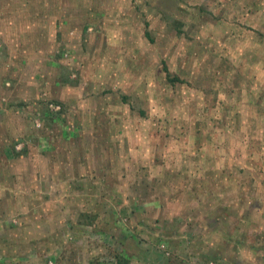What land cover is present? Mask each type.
I'll use <instances>...</instances> for the list:
<instances>
[{"label":"rangeland","instance_id":"rangeland-1","mask_svg":"<svg viewBox=\"0 0 264 264\" xmlns=\"http://www.w3.org/2000/svg\"><path fill=\"white\" fill-rule=\"evenodd\" d=\"M23 2L38 6L35 22L16 36L12 31L6 41L0 35L4 76L11 80L18 65L43 57L52 63L46 70L58 77L56 94L40 90L31 99L10 98L16 77L0 88V146L24 148V155L50 149L62 154L61 163L51 162L52 172L39 167L16 186L13 174L1 178L0 264H55L49 259L53 253L37 246H54L62 260L61 238H48L45 231L35 239L42 227L33 219L35 204L45 208L50 196L22 182L39 177L50 184L53 172L61 181L67 160L62 156L77 151L97 156L101 173H80L84 158L70 157L73 200L89 202L87 193L95 191L84 188L100 178L103 199L110 203L117 192L145 186L140 194L148 199L201 194L206 197L200 203L220 202L251 214L264 204V0ZM17 44L25 61L9 55ZM164 65L179 82L167 80ZM21 121L26 127L16 135ZM3 159L2 154L0 163ZM19 162L7 167H24ZM79 206L71 210L78 214ZM69 230V244L99 251L92 259L98 264H113L103 260L117 257L106 235L89 229L77 238Z\"/></svg>","mask_w":264,"mask_h":264},{"label":"crops","instance_id":"crops-1","mask_svg":"<svg viewBox=\"0 0 264 264\" xmlns=\"http://www.w3.org/2000/svg\"><path fill=\"white\" fill-rule=\"evenodd\" d=\"M17 7H21L22 12L17 19H14L12 15L18 13ZM37 7V5L24 6L23 0H0V35L4 36V41L7 40L5 38L12 36V31L16 36V32L20 28L23 29L26 24L35 22L32 14ZM9 55L13 59L18 58L25 61L22 59L24 53L20 44L14 45ZM34 58L36 60L31 58L26 60L28 62L26 67L24 64L18 65L17 69L10 74L11 76L9 75L12 78H17L15 85H12L10 98L31 99V96H37L40 90L56 94L52 89L54 90L57 85L58 77L46 70L51 69L49 65L52 63L48 62V65L47 61H43V57L34 56ZM35 61H38L39 64ZM33 62L35 63L33 64ZM5 69L4 64L0 61V88H4L8 82L12 83L13 81L12 78L11 80L5 78ZM26 108L32 110L34 107H30L28 104ZM25 127H22L21 121L18 130L14 132L18 135ZM25 152L24 148L18 151L8 145L0 146V160L2 154L4 156L3 163H0V184L1 178L7 176L8 173L13 174L16 181L12 180L11 184L16 186L25 176L38 172L39 167L45 166L41 172H52L54 167L51 162L59 160L61 163L59 157L62 152L54 149L36 155L32 152L24 155ZM80 152L62 156L67 160L62 164L65 176L61 181L58 174L53 172L47 178L50 184L39 177L35 182L29 180V177L22 182L26 186L35 188L34 193L37 195L46 190L47 196H50V202L45 205V208L41 207L39 210V204H35L34 216L36 217L33 219L36 221L35 225H42V227L38 226L35 239L44 238L45 231L51 232L47 233L48 238L59 237L62 239V249H64L62 260L59 255L56 256L54 253V246L53 248L36 247L41 251L47 250L49 255L53 253L49 259L55 261V264H98L96 260L92 259L98 258L99 251H88L85 248L77 247L73 242L72 245L68 243L71 241L69 237L67 238L71 228L76 231L75 237L77 238H80L81 233H88L89 229L98 232L97 234H101L105 238L107 236L106 244L115 248L114 254L117 256L113 264H206L208 261H214L217 264H264L263 203L256 205L254 212L258 213V219H254V212L253 214L248 211L244 213L241 207H228L220 202L217 204L214 202L213 205L208 201L204 204L200 203L198 199L206 197L201 194H198L200 197L188 193L183 194L184 197L175 196L171 199L164 195L148 199L140 194V192L145 193L148 190L144 185V188L141 189L136 185L134 193L123 190L119 196V192H117L116 198H112L114 203H110L112 201L103 199V181L100 178H97V181L89 182L86 185L87 188H84L95 191L94 195H90L91 192L87 193L89 202H84L82 199V201L73 200L76 197L70 192H74L75 189L68 184L72 178L67 174L70 172V162L68 161L70 157L82 156L84 158L80 173H88L86 176L92 173L94 175L101 173V163L99 164L97 161L98 157ZM24 159H27V162H19ZM87 159L93 160L90 163L92 166H84ZM11 160L23 163L21 166L24 167L9 165L8 169L7 164ZM155 189L156 187L153 188V190ZM76 190L79 189L76 188ZM34 200H39V197L37 199L34 197ZM218 200L220 199L218 198ZM78 203L80 206L77 214V210H71V207ZM82 213H86V215H82ZM224 214L227 215V220ZM238 214L241 218L237 222H232V219ZM156 223H158V227H156ZM79 242L82 243L81 240ZM161 243L166 245L169 256L164 255L156 248ZM70 245L71 247H69Z\"/></svg>","mask_w":264,"mask_h":264},{"label":"built area","instance_id":"built-area-1","mask_svg":"<svg viewBox=\"0 0 264 264\" xmlns=\"http://www.w3.org/2000/svg\"><path fill=\"white\" fill-rule=\"evenodd\" d=\"M51 106V108H53V106L52 105H50ZM55 109H57L58 107H54ZM156 248L159 250V251H161V252H163L164 253V255H166V256H169V253H168V251H167V248H166V245L165 244H163V243H161V244H158L157 246H156ZM113 256H110V257H108V258H104L103 260L104 261H109V260H111V262H114L115 261V258H112ZM186 264H191V263H186ZM194 264H199V263H194ZM206 264H217L216 262H213V261H209V262H207Z\"/></svg>","mask_w":264,"mask_h":264},{"label":"trees","instance_id":"trees-1","mask_svg":"<svg viewBox=\"0 0 264 264\" xmlns=\"http://www.w3.org/2000/svg\"><path fill=\"white\" fill-rule=\"evenodd\" d=\"M163 68H164V72L166 73V78H167V80H168L170 83L174 84V83H176V82H179V78H177V77H172V78H170V77H169V74H168V71H167L165 65H164ZM180 82H181V81H180Z\"/></svg>","mask_w":264,"mask_h":264}]
</instances>
